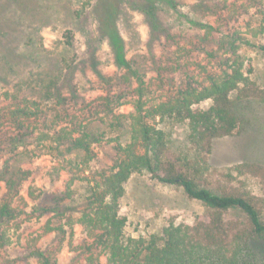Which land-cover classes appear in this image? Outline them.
Returning <instances> with one entry per match:
<instances>
[{
    "label": "rangeland",
    "instance_id": "374dc122",
    "mask_svg": "<svg viewBox=\"0 0 264 264\" xmlns=\"http://www.w3.org/2000/svg\"><path fill=\"white\" fill-rule=\"evenodd\" d=\"M111 1L118 8L115 21L125 57L141 82L115 65L106 39L100 36L96 0H0V6L8 3L3 13L6 20L0 27L18 31L5 39L0 30L2 44L15 47L13 53L32 58L37 64L36 68L25 65L5 73L0 70V170L11 156L8 144L17 133L24 144L11 164L28 174L12 191L0 179V205L8 204L11 209L10 218L0 219V264H42L36 252L54 264H107L104 253L79 224L32 212L35 204H43L63 191L71 178L66 171L56 169L58 162L45 147L49 139L36 143L40 134L86 124L94 112L104 118L103 104L110 100L108 109L114 119H95L91 127L105 133L106 140L91 148L99 162L108 167L111 163L105 156L113 154L117 136L123 135L122 141L129 138L140 94L146 101L142 106L145 110L187 86L199 89L208 85L229 69L234 59L231 47L244 70H250V79L264 88V55L255 48L264 44V0H154L156 27L143 12L146 0ZM194 21L211 29L204 31ZM67 33L72 37V47L63 44ZM4 62L0 50V65ZM62 63H73L75 68L60 89L66 101L56 110L54 100L48 103L39 87H14L30 77V70L52 77L57 68L64 67ZM207 106L206 102L200 104ZM115 120L121 125L110 127L108 123ZM149 123L167 133L170 151H180L186 145L185 123L159 116ZM22 125L30 130H16ZM94 161L85 174L98 166ZM244 162L264 165L261 101L249 104L245 124L230 136L214 140L208 159L209 166L220 172ZM233 184L260 192L257 181L247 176L236 177ZM72 189L74 197L82 192L77 184ZM41 191V200L30 199L29 193L39 196ZM120 204L127 222L125 230L134 238L160 234L171 215L177 214L176 220L183 221L188 215L206 214L205 208L188 199L180 188L160 184L146 173L131 176ZM236 215L230 212L227 217Z\"/></svg>",
    "mask_w": 264,
    "mask_h": 264
},
{
    "label": "trees",
    "instance_id": "16d2710c",
    "mask_svg": "<svg viewBox=\"0 0 264 264\" xmlns=\"http://www.w3.org/2000/svg\"><path fill=\"white\" fill-rule=\"evenodd\" d=\"M146 1L147 7L143 12L156 27L152 7L154 0ZM7 4L4 2L0 6V22L3 23ZM117 9L111 0H96L94 10L100 36L106 39L115 65L126 70L132 75L131 78H137L125 57L124 41L116 26ZM192 23L204 31L211 29L200 22ZM0 30L5 39L18 33L10 26L0 27ZM63 44L72 47L69 33L65 35ZM14 48L7 43L2 44L0 40V50L5 60L0 65L2 73L25 65L36 68L37 64L32 58L13 53ZM255 48L264 55V44ZM231 49L234 59L229 69L211 79L206 86L199 89L187 86L145 110L142 106L146 101L140 94L135 102L137 116L129 125V138L122 141L123 135L117 136V142L111 148L113 154L105 156L111 163L108 167L99 162L91 148L106 140L105 133L95 132L91 127L95 119L102 122L104 118L114 119L108 109L110 100L103 104L104 118H99V112H94L86 124H71L69 129L60 128L52 134H40L36 143L49 139L45 147L58 162L56 169L66 171L71 178L63 191L53 194L43 204H35L32 212L49 213L65 219L67 224H79L86 235L93 239V244L104 253L107 264H264V165L244 162L220 172L208 164L214 140L230 136L246 123L251 102H264V88L250 79V70H244L237 60L235 48ZM61 65L64 67L57 68L52 77L30 70L31 78L14 87H39L45 99H49L48 103L54 100L53 110H56L57 105L61 106L66 101L61 97L60 89L75 68L73 63ZM127 81L130 83V77ZM205 102L208 106L200 107ZM156 116L161 120L187 125L183 149L170 151L167 133L149 123ZM13 121L17 120L13 118ZM114 123L121 125L119 120L111 121L108 125L113 128ZM16 130L28 132L30 129L22 125ZM23 144L24 139L17 133L11 137L8 144L11 156L7 157L5 166L0 170V179L9 191L19 186L28 175L14 169L11 164ZM93 161L98 166L85 174V170L92 169L90 165ZM144 173L160 184L180 188L188 199L199 202L206 214L188 215L185 216L187 220L183 221L176 220L177 214L171 215L160 234L132 237L125 230L127 222L120 213V202L126 182L132 175ZM240 176L257 181L259 194L235 186L233 182ZM73 184L82 190L77 197H74ZM42 194L43 191L39 196L29 193V197L37 201L41 200L39 197ZM230 212L237 215L228 218ZM75 215L77 218L74 219ZM10 217L8 204L0 205V219ZM35 255L42 264H54L41 252Z\"/></svg>",
    "mask_w": 264,
    "mask_h": 264
}]
</instances>
